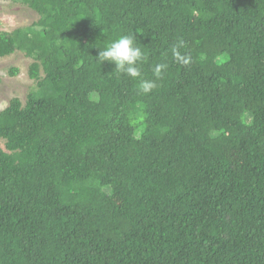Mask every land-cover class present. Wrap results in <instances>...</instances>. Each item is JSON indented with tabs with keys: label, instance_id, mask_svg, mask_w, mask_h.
Instances as JSON below:
<instances>
[{
	"label": "trees",
	"instance_id": "trees-1",
	"mask_svg": "<svg viewBox=\"0 0 264 264\" xmlns=\"http://www.w3.org/2000/svg\"><path fill=\"white\" fill-rule=\"evenodd\" d=\"M13 1L0 264H264V0ZM133 33L138 78L97 57Z\"/></svg>",
	"mask_w": 264,
	"mask_h": 264
},
{
	"label": "rangeland",
	"instance_id": "rangeland-1",
	"mask_svg": "<svg viewBox=\"0 0 264 264\" xmlns=\"http://www.w3.org/2000/svg\"><path fill=\"white\" fill-rule=\"evenodd\" d=\"M39 15L26 4L13 0H0V32L28 26L37 21ZM32 58L21 51L0 58V111L6 107L11 98L17 97L23 103L34 88L35 80L29 76ZM11 68H17L16 75L10 74ZM3 147V140L0 139Z\"/></svg>",
	"mask_w": 264,
	"mask_h": 264
},
{
	"label": "clouds",
	"instance_id": "clouds-1",
	"mask_svg": "<svg viewBox=\"0 0 264 264\" xmlns=\"http://www.w3.org/2000/svg\"><path fill=\"white\" fill-rule=\"evenodd\" d=\"M136 36L123 35L117 40L109 44L103 51H99L98 58L100 63L105 61L113 63L115 69L120 73H125L131 78H138L141 75L140 68L137 66L143 60V53L139 47L134 46ZM182 46V42L177 47ZM173 54L176 61L182 65H187L191 57L189 55H181L177 48L173 49ZM166 65L159 64L154 68V74L159 77L161 69ZM155 87L152 81L141 80L140 90L144 93L150 92Z\"/></svg>",
	"mask_w": 264,
	"mask_h": 264
}]
</instances>
